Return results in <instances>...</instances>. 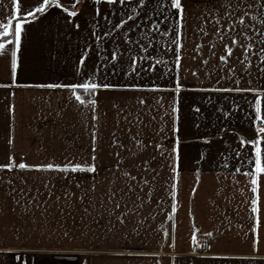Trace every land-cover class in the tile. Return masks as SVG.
<instances>
[{
    "label": "snow or ice",
    "instance_id": "6c2138e0",
    "mask_svg": "<svg viewBox=\"0 0 264 264\" xmlns=\"http://www.w3.org/2000/svg\"><path fill=\"white\" fill-rule=\"evenodd\" d=\"M193 3L203 5L198 14L190 11ZM0 7L6 9L0 14V71L6 74L0 78V89L5 90L8 100L0 144V264H88L89 253L80 251L86 248L83 241L91 234V246L99 248L117 226L125 225L129 211L138 214L143 206V199L137 196L140 205L129 209L132 194L142 191L141 184L147 185L149 180L144 176L137 180L125 165L128 155L115 151L111 166L100 159L102 95L121 100L135 97L140 106L133 117L126 105L114 102L117 123L123 119L130 127L133 123L139 127L145 110L165 109L164 115L170 118V124L159 129L171 134L170 147L155 140L145 142L138 132L129 138L136 147L133 152L131 147L125 149L115 133L112 135V144L133 157L153 149L155 154L142 162L145 170L157 155L166 161L170 170L168 220L179 206L181 146L222 143L211 163L236 184L239 176L246 180V187L239 191L249 212V253L212 252L213 243L198 242L199 229L193 226L192 256L207 250L202 260H256L264 239V0H10ZM190 19L198 21L191 28ZM42 25L54 30L58 47L75 51L62 61L63 79L22 81V74L31 71L28 52L33 29ZM190 31L199 36V42L189 57L195 64L185 65L182 60ZM181 70L197 83L189 82ZM22 89L63 94L60 103L74 108L85 121L83 131L89 137L86 155L67 150L60 155L44 154L41 144L37 149L40 158L34 160L29 151L18 147L15 97L16 90ZM189 95L192 118H185L182 129V101ZM63 111L62 107L57 115ZM155 119L151 116L149 123ZM207 159V153H200L197 164ZM105 167L113 179L97 197L96 178ZM200 172L197 167V186ZM87 176L92 182L82 183ZM195 192L196 186L192 188L193 195ZM105 219L108 227L102 234L94 233L93 227ZM163 235L168 237L166 229ZM203 235L216 240L213 231ZM78 239H82L79 245ZM169 247L175 248L174 236Z\"/></svg>",
    "mask_w": 264,
    "mask_h": 264
},
{
    "label": "crops",
    "instance_id": "0c3cea01",
    "mask_svg": "<svg viewBox=\"0 0 264 264\" xmlns=\"http://www.w3.org/2000/svg\"><path fill=\"white\" fill-rule=\"evenodd\" d=\"M0 3L7 5L10 0H0ZM199 7H203L200 5ZM199 7L195 3L190 6V11L198 14ZM6 11L0 7V14ZM198 21L190 19V28ZM55 32L47 25L37 26L33 29L32 37L29 42L28 62L31 71L22 74L21 80L27 82H47L49 80L64 78V65L62 61L74 53L72 47H58L55 43ZM199 42L197 34L189 32L185 41V59L182 63L185 65H194L195 62L189 57L193 54L192 50L195 43ZM76 43L73 38V44ZM110 47V45H109ZM50 56H55L53 61ZM169 59V57H163ZM182 76H187L188 81L195 84L196 78L190 73L181 70ZM201 77L203 73L201 72ZM0 78H6V74L0 71ZM207 83V81H205ZM5 90L0 89V144L3 143V134L5 128ZM50 97V100H49ZM63 94L53 90L44 89H22L16 90V127L18 134V147L32 154V159L40 158L37 149L44 145V154L54 152L57 155L67 151H82L85 155L88 152L89 137L83 131L85 121L74 108H69L60 103ZM124 104L131 111L132 116L140 111V106L136 104L135 97L124 98L121 100L118 96L102 95L99 100V112L101 113L99 126V156L105 165L114 164L112 153L121 151L128 155L125 165L131 169L132 174L140 180L144 176L149 180L147 185L141 184L142 191L132 194L128 201L129 209L136 208L141 201L137 196L143 199V206L139 207L138 214L129 211V215L123 227L117 226L113 233H110L107 242L101 241L99 248L91 246V234L88 240L83 241L86 248L80 251H87L86 257L88 264H264V239L261 240V251L257 254L255 261L236 260V261H210L202 260L201 256L207 253V250L195 257L191 252V235L193 226L199 229L197 241L202 243L204 232L213 231L216 240L208 242L213 243L212 252H228L237 256H247L249 253L248 234V206L244 203L245 197L239 189L246 187V180L243 176L237 177L239 184H236L226 172H221L211 163L213 155L222 147L221 142L214 141L210 147H205L199 142H194L188 146H181V171L179 178L178 191V209L173 213L172 220L167 219V212L171 210L170 197L167 194L169 188L170 170L166 161L157 155L155 161H150L151 166L145 170L143 161L149 160L153 149L149 147L138 156H131L125 150L118 149L112 144V135L122 140L125 149L132 148L136 151L130 137L140 133V137L145 141L155 140L162 143L165 147H170L172 139L171 134L165 129L163 133L159 132L166 124H170V118L164 115L165 109L159 112L144 111L143 123L137 127L135 123H128L120 119L117 123V113L112 107L113 103ZM192 102L191 95L186 101H182L181 120L187 117L191 120L189 105ZM153 104L154 102L149 101ZM64 108L62 115L57 112ZM155 115L156 119L149 123L150 117ZM131 118V117H130ZM147 125V127H145ZM130 128V130H129ZM207 135V133H204ZM22 137V139H20ZM200 153H207L208 159L197 164ZM167 155V153H165ZM125 165H122L124 167ZM161 165H164L163 167ZM201 169L199 184L197 186L196 168ZM155 169V171H153ZM115 171V169H112ZM154 178V179H153ZM97 179L96 196L101 195L102 190L108 185V181L113 179L108 167H105ZM82 183H91L92 177L87 176ZM135 183V182H134ZM118 185L120 182L118 181ZM196 186V192L192 194V188ZM59 187V185H58ZM125 191L127 189L125 188ZM250 195V193H246ZM148 196L151 198L149 199ZM158 201L164 203L158 204ZM264 205V200H262ZM99 201H97V212H99ZM191 213V215H190ZM264 219V211H262ZM71 226L72 219L67 221ZM175 224V229L172 225ZM108 227V220H103L98 226L93 227V232L102 234ZM134 229L138 230L134 231ZM167 230L169 235L165 237L163 230ZM218 230V231H217ZM175 238V248L169 247L172 238ZM261 236L264 238V228L261 229ZM82 239H78L76 244H81ZM71 243V242H69ZM67 247V245H66ZM133 252L141 253L139 255H110L109 253Z\"/></svg>",
    "mask_w": 264,
    "mask_h": 264
},
{
    "label": "built area",
    "instance_id": "2783aa9c",
    "mask_svg": "<svg viewBox=\"0 0 264 264\" xmlns=\"http://www.w3.org/2000/svg\"><path fill=\"white\" fill-rule=\"evenodd\" d=\"M208 242V239L207 238H204L202 243H207Z\"/></svg>",
    "mask_w": 264,
    "mask_h": 264
}]
</instances>
